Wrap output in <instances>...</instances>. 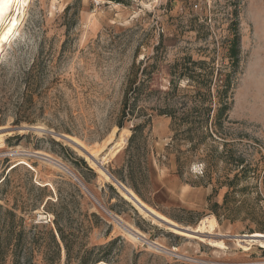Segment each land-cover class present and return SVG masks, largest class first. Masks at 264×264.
<instances>
[{"label": "rangeland", "instance_id": "obj_1", "mask_svg": "<svg viewBox=\"0 0 264 264\" xmlns=\"http://www.w3.org/2000/svg\"><path fill=\"white\" fill-rule=\"evenodd\" d=\"M185 57L205 63L197 73L212 72L211 99L227 77L231 82L220 135L213 113L188 140L186 126L152 110L162 97L157 91L170 88L173 65ZM134 74V87L145 92L132 96L136 113L119 130ZM176 84L180 113L197 88L186 79ZM148 118L142 137L152 192L142 191L143 201L126 188L194 236L142 215L58 137L78 141L110 173L129 129ZM30 127L37 130L14 131ZM114 146L118 153L107 156ZM239 161L244 176L220 187ZM14 167L0 185V264H67L56 221L70 247L69 264L97 258L98 264H264V246L252 241L264 236V0H21L0 43V180ZM209 203L219 205L218 220ZM40 211L53 217L52 226L33 224Z\"/></svg>", "mask_w": 264, "mask_h": 264}, {"label": "trees", "instance_id": "obj_2", "mask_svg": "<svg viewBox=\"0 0 264 264\" xmlns=\"http://www.w3.org/2000/svg\"><path fill=\"white\" fill-rule=\"evenodd\" d=\"M237 39L233 42V47L230 49L231 57L236 60L238 51H237ZM162 46L160 45L155 49L158 52ZM204 62H194L191 58H182L180 62H176L172 67V76L173 78L170 80V88L168 91H157V93L162 97H157L156 106L152 109L158 116L169 117L172 120H177L179 126H186L184 130V137L188 140H192L193 133H196V126L201 124H207L209 116L213 113L212 117V127L213 132L217 135L219 134V126L221 124L222 118H226V114L229 111V104L227 102V93L230 91L231 82L227 77L223 84L218 87L216 90V96L213 98L216 99V102L213 103V99H211V95L209 93V87L212 82L210 79L212 72L208 75L205 73H197L194 71L195 68L198 70H202L204 67ZM145 75V74H144ZM137 75L134 74L132 78H130L128 83V88L125 92L122 107L120 110V115L117 121V128L122 130L125 128L126 123L129 121L131 117L135 115V101L133 103L130 102L132 96H136V98L140 97L141 93L145 92V90H140L139 87H134L137 81ZM186 79L188 82H194L197 90L194 92L193 96H190L191 107L185 108L186 104H184V108L178 113L179 110L175 108V98L177 97L178 92V81ZM144 82H142L143 84ZM140 85V87L142 86ZM201 88H205L206 92L202 93L200 91ZM222 88V91H220ZM153 91H149L148 95L145 97H150ZM223 94L224 97L221 95ZM135 100V99H134ZM150 122V118L144 120L142 123H138L133 125L129 131L131 133L126 147L117 155V159L119 161V165L114 170H110V175L120 184L129 188L137 197L145 201L143 197L142 191L152 192V179L154 176V171L152 169L151 163L148 160V151L146 150L145 143L143 142V129ZM19 122L16 120L14 125H18ZM210 137V134H208ZM181 153V152H178ZM232 153V151H229ZM78 162L86 168V170L92 174L94 173L92 169L86 166L85 162L82 159H78ZM237 172L234 174L232 179L226 178L224 182L220 183V187L231 188L233 185V181H235L239 176H244L246 168L242 166V161H239L236 166ZM16 167L11 168L8 174L0 180V185L2 183L7 182L9 173L13 172ZM239 170V171H238ZM178 174L181 175V168L178 165ZM112 189L111 187H109ZM76 189V188H75ZM42 191V190H41ZM228 196V193H225L224 198ZM218 206L217 204H210L208 210L210 214L214 215L218 220ZM179 222V221H178ZM194 224V223H191ZM53 225V223H52ZM56 235L59 238L60 242L63 244L67 264L70 262V247L64 233L59 226L58 222H54ZM49 237L51 239V243L56 249V255L59 256L60 247L56 241L55 234L50 231ZM101 247H92L89 251L99 250ZM89 253L88 251L85 254ZM102 262L100 259H95L94 264H98ZM79 264H86L84 260L80 261Z\"/></svg>", "mask_w": 264, "mask_h": 264}, {"label": "bare ground", "instance_id": "obj_3", "mask_svg": "<svg viewBox=\"0 0 264 264\" xmlns=\"http://www.w3.org/2000/svg\"><path fill=\"white\" fill-rule=\"evenodd\" d=\"M20 7H21V0H0V43H1V40H2V36H3V29L7 28L13 21L14 19L17 17V15L19 14L20 12ZM69 143L72 147H74L90 164L91 168L94 167L96 171H98V173L102 174V176L105 177V179H108V177L102 172V170L97 167L94 163H92L88 158L87 156L83 153H88L90 154V151H87L85 148H83L81 145L78 144V141H74L70 138H66ZM117 145H119L117 143ZM116 146V145H115ZM114 146V147H115ZM117 147V146H116ZM115 148H111V149H115L111 155H107V156H111V157H114L119 149H116ZM122 148V147H121ZM88 149V148H87ZM109 154V153H108ZM91 155V154H90ZM97 156V155H96ZM95 156V157H96ZM104 158V157H103ZM109 159V158H108ZM107 159V160H108ZM104 161V160H103ZM102 162V161H101ZM21 163H24L21 161ZM104 163V162H103ZM103 165V164H102ZM109 180V179H108ZM119 189V188H118ZM119 192L121 194V196L126 199L127 201H129L130 203H132L135 208L142 214L144 215L145 217H148L150 218V216L148 215L147 211L153 215H155L156 217H159L160 219H164L162 216L158 215V214H155V212H153L150 208H148L144 203H142L134 194H132L131 191H128V195L126 193H124L122 190L119 189ZM132 196L134 198H136L139 202H141L142 204V208L141 207H138L137 205L134 204V202L131 200V198L129 197ZM151 219V218H150ZM153 222H155L153 219H151ZM165 220V219H164ZM205 220V219H204ZM168 221V220H167ZM200 226V224H199ZM198 226V227H199ZM202 227V225H201ZM200 229V228H199ZM201 230V229H200ZM203 231V230H202ZM178 233V232H176ZM133 236V235H132ZM259 236L261 235H253L252 237L254 238H258ZM189 237V236H188ZM262 238H264V236H262ZM138 239V238H137ZM251 242V241H250ZM255 242V241H254ZM260 247L261 246H264V241H261L260 242ZM263 248V247H262Z\"/></svg>", "mask_w": 264, "mask_h": 264}, {"label": "water", "instance_id": "obj_4", "mask_svg": "<svg viewBox=\"0 0 264 264\" xmlns=\"http://www.w3.org/2000/svg\"><path fill=\"white\" fill-rule=\"evenodd\" d=\"M37 129H32L31 127L30 128H18V129H14V131H35ZM58 137L62 140H64L65 142L69 143V141L64 137V136H61V135H58ZM87 158L92 162L94 163L97 167H99L102 172L108 177V179H110L120 190H122L124 193H126L128 195V190L125 186H123L122 184L118 183L111 175L110 173L102 166V163L100 160L94 158L92 155L88 154V153H85L83 152ZM60 169H62L58 164H56L55 162L53 161H50L48 159H44V158H40ZM77 181V180H76ZM133 194V193H132ZM129 197L131 198V200L134 202L135 205H137L138 207H141L142 208V204L141 202H139L136 198L132 197L129 195ZM148 215L150 216L151 219H153L155 222H157L158 224H161L163 225L164 227L172 230L173 232H178V234H181L182 236H194V234H196V231L194 230H188V229H185V228H181V227H177L176 225H173L172 223H169L168 221L164 220V219H160L159 217H156L155 215L149 213L147 211ZM252 241H264V238H257L256 240H252Z\"/></svg>", "mask_w": 264, "mask_h": 264}, {"label": "built area", "instance_id": "obj_5", "mask_svg": "<svg viewBox=\"0 0 264 264\" xmlns=\"http://www.w3.org/2000/svg\"><path fill=\"white\" fill-rule=\"evenodd\" d=\"M52 223H53V217L48 213H45L44 211L38 212L33 219V224L35 226L47 227V226H52Z\"/></svg>", "mask_w": 264, "mask_h": 264}]
</instances>
